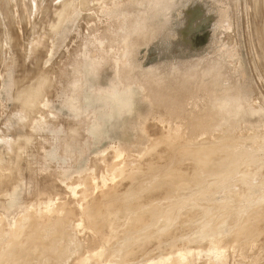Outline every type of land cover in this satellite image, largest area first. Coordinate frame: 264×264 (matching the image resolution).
Segmentation results:
<instances>
[{"label":"rangeland","instance_id":"374dc122","mask_svg":"<svg viewBox=\"0 0 264 264\" xmlns=\"http://www.w3.org/2000/svg\"><path fill=\"white\" fill-rule=\"evenodd\" d=\"M130 47L132 48L130 49ZM97 65L101 66L99 79L100 83H104L111 78H121L120 76H122L123 79H128L127 81L133 84L135 83L134 85L137 89L136 103L134 109L127 115H124L122 117L107 115L103 117V120L101 122L99 110L97 108L84 110L83 104L81 103L82 97L80 92L78 91V89L80 88L81 73L84 69ZM140 73H142L143 75ZM151 74L156 78H154ZM183 74L188 75H186L187 77L184 76L183 78ZM176 75L177 77H179L177 78ZM150 76L153 77V79H151ZM132 77L135 79H133ZM143 78H147V80L145 81V79ZM173 78H176L178 85L179 82L177 79H182L180 80L182 88L184 87L183 85L185 81H187L185 83L186 87L187 85L191 86L193 88V91L194 89L195 91H197V95L195 92L194 97L191 94L193 99H191L189 96L188 100L191 99L192 101L191 103V101L189 100V103L193 104V100L197 99L198 96L199 99L197 100L200 105L196 103L197 100H195V103L197 104L196 106L200 107L201 105H204L206 101L205 105L207 107H205L204 109L203 106L200 107L204 113L201 111L198 112L199 114L201 113L199 115L200 117L201 115L206 116V109L208 111L209 109L210 111L212 110L211 112H213V118L210 123L211 128L209 132H197L196 130H192L191 128L187 129L188 123H183L184 125L181 124L177 132H172V134L171 132L169 133L166 128H161L163 124H160V122L156 121L154 117L156 116L158 118L157 115L160 114L159 112L162 111V108L155 104L152 105V102H154V98L151 101L152 97L151 95H149L150 92H147L149 91L147 87L151 82L152 84L154 82L155 84H157V79H161V83L163 81L164 84H176V81H174L175 79ZM129 79L133 80L131 81ZM169 80L172 82H170ZM196 82L198 84L200 83V86L203 83L208 84V87L204 84L202 85L203 88L204 86L206 87L204 88L206 92L203 88H198V84H196ZM142 83L147 84V87H145L147 91H145V89H142L144 88V85H142ZM192 85L196 86L199 90L201 89L200 92L196 89V87ZM209 85L212 88L209 87ZM207 88H211L215 95L212 90H209L210 93H213L210 94ZM27 90L29 91L27 92ZM171 91L173 93V90ZM201 91L205 92L206 94H202L203 92ZM221 92L224 94L221 95ZM207 95L208 97L213 98L207 101ZM195 96L197 97L195 98ZM202 97H204L206 100ZM213 99L215 100V102ZM188 100L185 101L188 102ZM176 101L177 100H175V102ZM172 102L174 103V100ZM214 103L216 104L215 106ZM168 105L169 104H167L166 106ZM189 105L190 104H188L187 106ZM211 106H214V108ZM190 107L192 109L194 108L193 105H190L189 109L187 110H190ZM165 109L166 107L163 110ZM147 124L150 125L148 126ZM158 126L161 129L155 130V128H159ZM152 127L154 128V130L152 129ZM150 129H152V132ZM157 130L158 132H156ZM153 131H155L156 133H154ZM160 133L164 136V138H161L162 136H160ZM168 135H170L171 137L165 138ZM172 137L174 138L172 139ZM159 138L161 139V141L166 139L167 141H163L165 144L162 142L165 146H163L160 142L162 147L159 146V148H156L158 145L155 147L156 150L158 149L157 153H155L156 151L150 150L154 148L153 145L148 147L149 150L146 149L148 143H151V141L153 143L154 141H156V139L160 140ZM263 138L264 0H0V198L3 199H0V216H2L0 217V220L3 219L4 221H0V225L2 227V224L5 223L7 224L6 226H10V228H12L13 224L22 221L21 223L23 226L19 227L22 228L24 227L23 221L25 220L24 216L26 215L24 213L29 214L31 211L35 214L33 216L39 217L42 211V216L46 215L42 220L40 217L38 219L32 217L33 219H30V221L32 222H29L30 225L28 226V223L25 222L27 223V226L25 224L26 228H24H28V230H31L32 227L34 235L32 234L29 240H37V244L42 247H40L39 249L37 247V249H35L32 245H30V247L33 248L28 249L29 252L27 251V249L23 248L25 249L24 251L27 252H25V256L23 249L21 251L18 246L15 250L16 252H12V250L10 249L12 253L10 251L9 253L13 255V259L15 258L13 260V264H24V262L26 263L28 261V264H31L32 262H36V264H39L40 262L41 264H69L68 261L75 255L79 254V252L81 253L84 251H88L89 248L90 250L95 248L94 251H97V243H94V241H96V235H98L99 233L106 234L107 232V229L102 230L104 228L101 227V231L100 228L97 227L95 228L96 233H91V230L95 226L93 216L97 217L100 212H103L104 214L106 213L107 217L109 216V218H117L119 226L121 225V223V226H128V229L123 227V231L129 232L130 236H134L141 228L148 227V218L153 210H155L153 211L155 213L159 211L156 213L159 216L162 212H164L163 210L161 212V209H164L165 207L167 208L174 202V200L171 202V198L170 200L169 198H166V200L164 198V195H161V193L166 194L167 197V193L171 192V189L169 187H166V185L164 184L174 182V179L176 181L178 177H183V180H179L178 178L176 183L182 182L181 184L185 188H181V184L180 188L185 190L186 183L184 182H194L195 180L200 179L199 175L201 176V173L207 170L206 167H208V169H210L211 167H213L211 169L215 168L214 166L210 165V160H212L215 153L216 154L214 156L220 154L219 157L216 156L219 158H216V160H219L218 162L220 163H226V161L229 162V159L231 160V163H228L229 170H226V172L223 174L220 173L221 175L219 173H216L217 170H215V174H218V177L220 178L216 179V181L209 182L210 184L207 183L208 180L205 181L204 185L200 180L194 182V184L193 182H191L193 184L192 185L190 183L192 190L194 188L197 189V187L200 188L198 189V192L194 189L196 193L194 190V193L193 191L191 192V188H189V185H187L188 188L187 191L185 190V192L187 194L191 192L189 194L191 195L193 193L194 195H189L190 198L193 196L191 199H189L190 201H188L189 196H187V194L182 190H179V192L173 191L174 194L172 196L177 194V196H180L181 198L185 195L187 199L184 197L183 200L185 199L184 201L187 200L189 202H185V207L183 206V210H180V213L177 215L178 217L176 216L177 218H174L172 220L175 224L171 220L170 222L166 223L162 220L167 225V227L161 221L157 225H155L156 227L154 226L155 231H153V226H151L150 229L147 228L146 231L148 233H155L158 229L160 230L158 231L159 234L152 233L154 235L151 234L152 236L150 237L149 234L144 233L146 232L144 230V232H142L143 235L141 234V238H144L143 236H145L146 234L147 236H149V239H147V236H145L146 239H142V241H144L139 245L143 244V246L139 247L137 245V241L139 240L134 242L135 246L137 245V247L130 246L131 250L132 248H135L132 250L133 258L137 253H139L140 255L137 254V256H135L136 260L135 258H131V260L133 259L132 261L129 260L131 256L128 259V251L130 250V248L128 247V255L125 253L127 255V258L125 256H122L120 260L125 259V263L127 262L126 264H147L148 262H153V264H155L161 263L160 261H164L167 257H175V255L184 254L185 260L182 264H209V261L210 264H213V262L214 264H218L216 262L219 258L218 255L208 256V254L206 253L208 250L218 247V252L221 253L223 259H226V263L223 262V264H235L234 262L237 260H239L241 264H264V214H262L264 213V204H262L264 203V199L263 202L258 199L259 197L261 198V196L264 198L262 194L264 193L262 192L264 191ZM233 139L235 140L236 144L241 143L237 145V149H242V151L240 150V153L238 152V154H234L235 156L233 155L234 157L232 156L231 158H229L231 154H224V151L221 150L218 146L217 148L219 149H216V147H214L213 149V145H205L207 143L206 141L210 140V143L214 142L217 145L223 143V146L225 145V142L226 144H228V142L230 141L231 143H233ZM203 140L206 141L204 142ZM196 141L197 145H195ZM217 141L219 143H217ZM16 142L19 146H15ZM188 142H191L192 146H188L191 145ZM200 142H202L203 145ZM167 144L168 146H166ZM179 144L181 145V147ZM215 144L214 146H216ZM198 145L201 146L199 147ZM195 146L199 147L197 148V151ZM205 146H210L209 148H212L210 151L216 152L214 154L211 152L206 153L208 150H206V147L204 150L205 153H202V149H204L202 147ZM226 147L224 146V148ZM160 148L163 153L162 151L158 152ZM166 148L167 150L165 152L164 150ZM173 148H175L176 150ZM198 149H200L201 152ZM150 151H152L153 153ZM172 151H174L175 153ZM148 152H150V156L148 155ZM116 153L119 154V156H117ZM223 154L226 155V157H228L229 155L230 156L226 160V158L223 157ZM109 155H112L110 160ZM106 156L108 159L105 160L104 158H106ZM115 156H117L118 158H115ZM173 157L176 158L174 159ZM181 158L182 160H180ZM214 158L212 161V163L214 162L213 165H215L216 163ZM220 158L222 161H220ZM102 159L104 160L102 161ZM112 159H116L117 161L118 159L121 160L119 165L121 168L130 167L131 165H126L127 162H130V164H132V167L136 168V173H129V176L127 175L128 173L124 172L122 175L110 176L112 175L109 172L110 169L108 170V167L104 166L102 163L104 161H108L106 162L108 164ZM151 159H153V162H151ZM143 160H145V162L142 163ZM168 160H170V162H168ZM223 160L225 162H223ZM96 161H100L101 163H97ZM106 163L104 164L106 165ZM101 164L102 166H99ZM134 164H136V166L140 165L138 166L139 169ZM166 164L168 165L164 166ZM204 164L205 167L203 166ZM116 165L118 164L116 163ZM201 166L202 168H200ZM96 169H98V172L96 171ZM156 169H158V171L160 172H158ZM165 169H169L170 172L166 173L164 171ZM200 169L202 170L199 171ZM189 170L193 171L190 172ZM143 171L147 173L145 174ZM197 171L199 172L196 174ZM230 173L232 176H230ZM173 174L175 176L179 174L180 176L178 175L176 178ZM188 174L190 175V177ZM101 175L105 178L103 179ZM196 175L199 177L198 179L195 178ZM154 176H157V180L154 178ZM242 176H244L245 178ZM113 177L115 178L113 179ZM147 178L150 182L148 180L146 181ZM191 178L195 179L189 180ZM31 179L32 181H34L35 179L37 182L34 181V183L39 186L37 187L31 181ZM90 179H93L92 181H94L95 188H90V186L93 187V184L91 185V182L89 183ZM84 181L85 183H88L85 184ZM96 181H98L100 185H98ZM122 181H125L124 184L122 183ZM157 181L159 183H157ZM199 181L204 187L201 184L200 186L197 184L198 186L193 187L195 183H199ZM256 181L259 182V184L255 183ZM43 182L47 184V188L49 190L48 192L49 194H51L50 196L46 195L45 191H39V187L41 185H44ZM148 183L150 184L147 185ZM162 184L165 187L161 188V186H163ZM51 186H53V188ZM116 186H121V190ZM138 187L142 188L139 189ZM86 188L91 189L89 193V195L91 194V199L97 198L96 200H92L93 202L89 204L90 206L88 205V203L80 204L78 202L80 192ZM117 188L119 189V191ZM167 188H169L170 190H167ZM137 189H139L138 192H136ZM114 190L118 193L115 192L114 194ZM97 191L99 192L97 193ZM180 191L183 193H180ZM131 192H135V195L138 193L140 195L138 194V197H135ZM34 193H37V196L34 195L36 199L34 197H31ZM117 194L119 196L123 194V196L119 197ZM130 194L132 197L130 196ZM258 194H260L261 196ZM40 195L43 196L40 198ZM29 196L32 200H30ZM113 196L115 197V200H113ZM256 196L257 200H260L259 203H261V206L259 205L258 201L256 203H258V206L260 208L262 207V209L259 210V207L255 203V209L253 208V203H251L253 205L252 209H255V212L252 210V214H254V216L256 214L260 215V217H257L259 215L255 216L257 218L256 221L254 220L255 217H252L253 220H250V223H248V219H251L249 217H246V219L248 218L247 220L245 218H236L234 214L237 212V210H233L235 213L232 211L234 214H229L232 207L235 206L234 208L236 209L237 205L240 206L241 204L242 206V203L245 202V204L248 205L247 201H254V199L256 200ZM43 197H46L45 200ZM58 197L62 198V200L59 199L57 201L56 198ZM116 197L119 198V201L123 198V201L119 203ZM178 197L176 199H178ZM194 197H196V199L198 197V199L195 200V203ZM135 198H139L140 201H138V199L135 200ZM130 199H134L132 200L133 203ZM162 199H164V201ZM124 200L127 202V204ZM157 200L158 202L159 200L162 201L159 202V204ZM149 201H151L152 203H150ZM154 201L156 203H154ZM191 201L193 203H190ZM62 202H64V205L60 207V209H57V216L60 215L59 217H57L54 212H56V207H58ZM117 202L118 204L116 205ZM32 203L33 205H31ZM55 203L57 204L55 205ZM129 203L130 205L133 204L137 206L136 209L135 206H130ZM138 203L141 207H139ZM166 203L167 205H169L167 206ZM109 204L110 207L108 206ZM151 204H159L160 206L158 205L157 207L156 205L155 207L153 205L155 207L154 208L151 207ZM68 205L70 207H68ZM96 205L98 207H96ZM161 205H163L162 208ZM213 205L214 208H212ZM106 206L112 208V211ZM122 206H125L126 208H122ZM144 206L147 208L150 206L153 210L150 207L147 209ZM159 207L161 209H159ZM206 207L209 209L211 208L213 213L216 211L220 214L223 211V214L226 213V217L229 214L226 219L225 216L223 217V219H225V221H223L226 224L222 223L225 227H223L222 233L217 237H211V235L209 237L208 233H204V228H206V226L209 227L208 225H211L212 223L211 221L210 223H208V220H211L210 218H212L211 215L207 216L209 218L207 220V217L203 216L202 214L204 208ZM228 207H230L229 213L228 211H226L228 210ZM91 208L93 210H91ZM121 209H123V211H121ZM125 209H127L128 211L130 209L133 210V212L131 211L132 216L130 212L129 214H127L128 212L125 214ZM149 209L150 212H148ZM117 210L119 211V214H121V217H116L120 216ZM107 211H109L111 214L109 215V212ZM116 211L117 213H115ZM79 212L81 213V215L83 213L85 214L79 217ZM187 212L189 213L186 214ZM31 214H29L28 216H31ZM123 214L125 216L122 220H124L123 222H125V224L121 220ZM53 215H55L56 219H58V223L55 219V216ZM188 215L191 216H189L188 218ZM206 215L208 214L206 213ZM212 215L215 216L214 214ZM232 215H234L235 217H233ZM236 215L238 216V214ZM65 216L67 218H65ZM88 216H92L91 219L90 217L88 218ZM137 216L142 219L138 218ZM218 216L219 215L217 214V217ZM52 217H54L55 220H51ZM81 217L85 218L81 220ZM135 217L137 218V220H135ZM204 217L207 221H205ZM22 218L24 220H19ZM125 218L128 220L130 219V223ZM145 218L147 220H145ZM202 218L203 220H201ZM220 218L221 217H219V219ZM131 219H134V223H137L133 224L132 220L133 227H129V225L131 224ZM138 219L140 223L138 222ZM180 219L183 221H181ZM232 219L233 221H231ZM239 219L241 222L243 221V227L241 226V223H239ZM61 220L64 221L60 222ZM69 220L71 222H69ZM119 220L121 221V223ZM143 220L146 223L141 222ZM54 221L57 225L54 223ZM199 221H201L200 223H202L201 226L199 225ZM228 221H230L229 223L231 224V227ZM237 221L240 224V227H238L239 225L237 224ZM246 221L247 223H244ZM253 221L255 222L253 223ZM257 221L259 222V225L257 224ZM49 222L53 224V228L51 226L52 224H49L50 226L48 225ZM68 222L70 225L68 224ZM38 223L39 225L41 224L40 228L42 229L38 228ZM142 224L143 226L141 227ZM244 224H251V226H244ZM45 225L47 226L45 227ZM235 225H237V227ZM6 226H3L1 230H3L4 232L7 231L9 227ZM90 226L93 227L91 228ZM157 226H159L161 229ZM177 226L181 229H179ZM254 226L255 228L253 230L252 227ZM62 227H65L63 228L65 229L64 231ZM201 227L203 228V234L198 231H201ZM247 227L249 229L252 228L250 229V234L248 233L249 230H246L248 229ZM51 228L53 229V231ZM227 228L229 230H232L233 228V232L230 230L231 233H225V231H228ZM234 228L238 229V231H235L239 233L240 228L241 231L244 229V233L248 234L241 236L244 239L248 238V242L246 240L244 241V239L240 235H238V239H241L238 240V236H236ZM132 229L133 231H131ZM69 230L71 231L69 232ZM41 231H43L42 233H44L43 236L41 235L42 233L40 234L43 238L39 235V232ZM66 231L68 233H66ZM97 231L99 233H97ZM173 231L176 235L173 234ZM259 231L260 236L258 237ZM62 232L65 233L63 234ZM129 233H125V237H128L129 235L126 234ZM191 233L194 236H191ZM234 233L235 235H233ZM2 234L3 232H0V238L3 237ZM61 234L62 237L60 236ZM196 234L200 235L197 236ZM256 234L257 238L255 237ZM21 235L22 233L19 234V236ZM155 235L160 240H155ZM224 235L226 237H224ZM231 235L233 236L231 237ZM44 236L47 238L45 239ZM64 236L66 238H64ZM169 236L172 237L170 238ZM195 237L198 238L196 239ZM21 238L24 237L21 236ZM51 238L55 241L56 239L57 241L61 239L59 240L61 242H53ZM177 238L179 239V241L181 240V243H179ZM199 238H204V240L202 241ZM233 238L236 240H234ZM250 238H253L254 240H251ZM171 239H174V242L176 240V242L173 243ZM145 240L149 242L155 241V243L157 241V245L159 247H156L155 243H149ZM162 240L163 246L160 245V243H162ZM48 241L51 243H49ZM74 241L75 243H73ZM109 241H112L111 238ZM159 241L160 243L158 244ZM187 241L189 244H186ZM204 241L206 242L205 246ZM42 242L43 244H41ZM62 242L64 243V245ZM169 242L171 243L169 244ZM1 243L4 244L3 238L0 239V244ZM54 243H56V245H54ZM69 243H72L70 244L72 246H69ZM111 244L109 245L108 243L109 249L107 248L110 253L112 252V247H114L113 243ZM50 245H52V248L50 247ZM73 245H76L75 248ZM173 245H175L176 247H173ZM64 246L65 252H67V254H65H69L70 256L68 255V257H70V259H68V257L66 258V255L64 254ZM6 247V245H2V249H4L5 251L7 250ZM66 247H70L69 250L66 249ZM141 247L145 249L143 250V252L145 251L144 253L140 250L142 249ZM168 248L170 251H167ZM159 249H161V251H158ZM19 250L23 253V257H25L27 261H25V258H22L21 252ZM46 250L48 251V253ZM4 252H2V250L0 251V253ZM59 252L63 253L60 254ZM140 252L144 255H142ZM57 253L58 255L60 254L59 257H57ZM92 253L93 252H88L86 255L90 256L92 255ZM255 253H257V255H255ZM42 254L47 257L45 258L44 256H42ZM50 254L51 256L53 255L52 259L50 256H48ZM62 254L65 255L66 259L60 258L62 256L64 257V255ZM243 255L245 257H241ZM54 256H56L57 259L60 258L58 259L61 260L60 263H58L59 261H57ZM194 256L195 260L192 259L194 258ZM209 257L210 259L207 261ZM23 259L24 262L21 263ZM44 259L48 262H44ZM201 259L202 261H200ZM15 260L16 262H14ZM54 260H56L57 263Z\"/></svg>","mask_w":264,"mask_h":264},{"label":"bare ground","instance_id":"6f19581e","mask_svg":"<svg viewBox=\"0 0 264 264\" xmlns=\"http://www.w3.org/2000/svg\"><path fill=\"white\" fill-rule=\"evenodd\" d=\"M131 48H132V47H130V49H131ZM128 50H129V48H128ZM41 54H42V53H41ZM39 58H40V57H39ZM36 59H37V58H36ZM40 59H41V58H40ZM34 60H35V59H34ZM33 68H34V67H33ZM126 68H127V67H126ZM120 74H121V73H120ZM134 74H136V73H134ZM140 74H142V73H140ZM147 74H149V73H147ZM142 75H143V74H142ZM151 75H152V74H151ZM186 75H188V74H186ZM186 75L183 74V78H184V76H186ZM134 76H136V75H134ZM144 76H145V75H144ZM144 76H143V77H144ZM152 76H153V75H152ZM173 76H174V75H173ZM120 77L122 78V76H120ZM141 77H142V76H141ZM150 77H151V76H150ZM153 77H154V76H153ZM153 77H151V79H153ZM176 77H177V75H176ZM178 77H179V76H178ZM178 77H177V78H178ZM186 77H187V76H186ZM128 78H129V77H128ZM132 78H133V77H132ZM136 78H137V77H136ZM147 78H148V76H147ZM147 78H146V79L143 78V79H145V81H146ZM154 78H156V77H154ZM170 78H171V77H170ZM181 78H182V77H181ZM124 79H125V78H124ZM133 79H135V78H133ZM133 79H132V80H133ZM149 79H150V78H149ZM149 79H148V80H149ZM173 79H175L174 81H176V78H173ZM80 80H81V79H80ZM125 80H126V79H125ZM127 80H128V79H127ZM129 80H131V79H129ZM132 80H131V81H132ZM155 80H156V79H155ZM157 80H159V79H157ZM157 80H156L157 84H155V82L152 84V82H151V83H149V84H150V85H149V84L146 82V83L149 85L148 87H147V84H146V83H142V85H144V88H142V89H145V87H147L149 91H147V89H145V91L150 92L149 95H151V97H152V98L150 97V98H151V101H152V99L154 98V102H152L153 104H152V103H151V104H152V105L155 104V105L160 106V107L162 108V111L159 112V113H160V114H159L160 116L157 115L158 118H157L156 116L154 117V118L156 119L157 122H160V124H163L161 128H166V130H167L169 133H170V132L172 133V132H177V130H178V128L181 126V124H183V123H184V124L188 123V125H187V126H188L187 129H188V128H191L192 130H196L197 132H209V130H210V128H211V126H210L211 124H210V123H211L212 118H213V116H212L213 112H211L212 110L210 111V109L208 108L209 111L206 109V116L201 115L202 118L199 116L201 113L199 114L198 112H200V111L203 112V111L201 110L200 107L203 106V109H204V108L207 107V106L205 105L206 101H205V103H204L205 106H204V105H201L200 107H199V106H196V105H197L196 103H198V100H197V99H199V96H198L197 99H195V98L197 97V96H195L194 99L197 100V101H196V103H195V100H193L194 103L191 104V103H192L191 99H193V98H192V95H193V97H194L195 92H196V95H197V91H195V89H194V91H193V88H192L191 86H188V85H187V87H186L185 83H186L187 81H185V83H184V85H183L184 87L182 88V87H181L182 84H180V80H182V79H180V78L177 79L178 82H179V85L177 84V81H176V84H175V83H174V84H173V83H170V82H172V81H170V80H169V81H170V82H169L170 84H166V83L164 84L163 81H162V83H163V84H162L161 81H160L161 79L159 80L160 82L157 81ZM153 81H154V80H153ZM148 82H149V81H148ZM164 82H165V80H164ZM182 82H183V81H182ZM197 82H198V81H197ZM197 82H196V84H198ZM199 82H200V81H199ZM33 83H34V82H33ZM138 83H139V82H138ZM160 83H161V84H160ZM194 83H195V82H194ZM194 83H193V84H194ZM210 83H211V82H210ZM210 83H209V84H210ZM134 84H135V83H134ZM140 84H141V83H140ZM151 84H152V85H151ZM196 84H195V85H196ZM199 84H200V83H199ZM199 84L197 85V87L202 89V88H203L202 85H203L204 83H203V84L201 83V84H202L201 86H200ZM137 85H138V84H137ZM145 85H146V86H145ZM168 85H169V86H168ZM204 85L207 86L208 84H204ZM210 85H211V84H210ZM210 85H209V87H211ZM192 86H194V85H192ZM212 86H213V84H212ZM194 87H196V86H194ZM197 87H196V89H197ZM207 87H208V86H207ZM204 88H206V87L204 86ZM204 88H203V89H204ZM211 88H212V87H211ZM211 88H207V90H208L209 93H210V91L212 90ZM24 89H25V88H24ZM182 89H183V90H182ZM201 89H200V90H201ZM29 90H30V89H29ZM29 90H27V92H28ZM39 90H40V89H39ZM171 90H173V93H172ZM197 90H199V89H197ZM200 90H199V92H200ZM204 90H205V89H204ZM209 90H210V91H209ZM22 91H23V90H22ZM166 91H168V92H166ZM169 91H170V92H169ZM191 91H193V92H191ZM201 92H203V91H201ZM205 92H206V90H205ZM205 92H203L202 94H206ZM212 92H213V90H212ZM41 93H42V92H41ZM166 93H167V95H166ZM193 93H194V94H193ZM213 93H214V92H213ZM213 93H210V94H213ZM78 94H79V93H78ZM147 94H148V93H147ZM191 94H192V95H191ZM200 94H201V93H200ZM210 94H209V96H210ZM222 94H224V93L221 92V95H222ZM149 95H148V96H149ZM214 95H215V93H214ZM40 96H41V95H40ZM40 96H39V97H40ZM189 96H190V98H191V99H189V100L191 101V103H189L190 101L188 100ZM200 96H202V95H200ZM216 96H217V94H216ZM204 97H205V96H204ZM204 97H202V98H204ZM214 97H215V96H214ZM21 98H22V97H21ZM150 98H149V100H150ZM186 98H187V99H186ZM206 98H208V99H207V101H208V100L212 99L213 97H208V95H207ZM215 98H216V97H215ZM180 99L183 100V101H181ZM200 99H201V97H200ZM204 99H205V98H204ZM173 100H174V103H177V104H174V103L172 102ZM175 100H177V101L179 100V101H178V102H177V101L175 102ZM185 100H188V102H186ZM205 100H206V99H205ZM213 100H214V99H213ZM18 102H19V101H18ZM24 102H25V101H24ZM179 102H181V103H179ZM199 102H201V101H199ZM203 102H204V100H203ZM214 102H215V100H214ZM27 103H28V102H27ZM76 103H78V102H76ZM178 103H179V104H178ZM167 104H169V105L166 106ZM188 104H190L191 106L193 105L194 108L192 109V108L190 107L192 110H191V109H190V110H187V109H189V106H190V105L187 106ZM198 104H199V103H198ZM207 104H208V103H207ZM211 104H213V103H211ZM199 105H200V104H199ZM215 105H216V104L214 103V106H215ZM27 106H28V105H27ZM34 106H35V105H34ZM75 106H76V105H75ZM150 106H151V105H150ZM186 106H187V107H186ZM214 106H211V107L214 108ZM165 107H166V109L163 110ZM208 107H209V105H208ZM161 108H160V109H161ZM199 108H200V109H199ZM80 109H81V108H80ZM82 110H83V109H82ZM23 111H24V110H23ZM204 111H205V110H204ZM203 113H204V112H203ZM207 113H209V114H207ZM185 119H186V121H185ZM105 121H106V120H105ZM146 121H147V120H146ZM54 122H55V121H54ZM155 124H156V123H155ZM155 124H154V125H155ZM184 124H183V125H184ZM147 125H148V124H147ZM149 125H150V124H149ZM149 125H148V126H149ZM157 125H158V124H157ZM157 125H156V126H157ZM145 126H146V125H145ZM148 126H147V127H148ZM156 126H153V127H156ZM65 127H66V125H65ZM77 127H78V126H77ZM153 127H152V129L154 130ZM158 127H159V126H158ZM183 127H184V126H183ZM144 128H145V127H144ZM161 128H160V127H159V128H155V130H156V129L159 130V129H161ZM75 129H76V128H75ZM141 129H142V128H141ZM146 129H147V128H146ZM152 129H150L151 132H152ZM158 130H157L156 132H158ZM76 131H77V130H76ZM141 131H142V130H141ZM153 132L156 133L155 131H153ZM149 133H150V132H149ZM74 134H76V133H74ZM157 134H158V133H157ZM172 134H173V133H172ZM194 134H195V133H194ZM78 135H79V134H78ZM145 135H146V134H145ZM187 135H188V134H187ZM189 135H190V134H189ZM236 135H237V133H236ZM149 136H150V135H149ZM149 136H148V137H149ZM160 136H162L161 138H164V136L161 135V133H160ZM220 136H221V135H220ZM222 136H224V135H222ZM169 137H171V136L168 135V136H166L165 138H169ZM25 138H26V137H25ZM65 138H66V137H65ZM173 138H174V137H172V139H173ZM140 139H141V138H140ZM153 139H154V138H153ZM159 139H160V138H159ZM206 139H207V138H206ZM223 139H224V138H223ZM225 139H226V137H225ZM263 139H264V138H263ZM233 140H234V139H233ZM136 141H137V140H136ZM163 141H167V139H166V140H162V141H161V139H160V140H157V139H156V141H154L153 143H152V141H151V143H148L149 146L147 145L146 149L149 150L148 147H150V146L153 145L154 148H153V149H150V150H152V151H156L155 153H157V150H158V149L156 150L155 147H156L157 145H158V146H157L156 148H159V146L162 147V145H163V143H164ZM203 141H204V140H203ZM205 141H206V140H205ZM205 141H204V142H205ZM209 141H210V140L206 141L207 143H206L205 145H208V144H209V145H213V149H214V147H216V149H219V148H220L221 150L224 151V152H223L224 154H225V153H227V155H228V154H231V156L229 155L230 157L228 156L229 158H231V157H232L234 154H236V153L238 154V152L240 153V150L242 151V149H240V150H239V148L237 149V147H238L237 145H239V144H241V143H238V142H237L238 144H236L235 140H234L235 143H234L233 141H232L233 143H231V141L229 140L230 142H228V144H226V142H225V145H223V146H222L223 143L220 144V145H219V144L217 145V144H215L214 142H213V143H210L211 141H210V142H209ZM221 141H222V140H221ZM221 141H220V143H221ZM224 141H225V140H224ZM227 141H228V140H227ZM249 141H250V140H249ZM263 141H264V140H263ZM160 142H161L162 145L160 144ZM162 142H163V143H162ZM193 142H194V141H193ZM208 142H209V143H208ZM158 143H159V144H158ZM167 143H172V142H167ZM188 143L191 144V142H188ZM200 143H202V142H200ZM217 143H219V142L217 141ZM15 144H16L15 146H19V145L17 144V142H16ZM164 144H165V143H164ZM193 144H194V143H193ZM214 144H215L216 146H214ZM235 144H236V146H235ZM41 145H42V144H41ZM170 145H172V144H170ZM175 145H176V144H175ZM179 145H180V144H179ZM182 145H183V144H182ZM195 145H197V141H196V144H195ZM202 145H203V143H202ZM11 146H12V145H11ZM131 146H132V144H131ZM163 146H165V145H163ZM166 146H168V144H167ZM176 146H177V145H176ZM188 146H192V144H191V145H188ZM198 146H199V145H198ZM200 146H201V145H200ZM200 146H199V147H200ZM217 146H218L219 148H217ZM220 146H221V147H220ZM224 146H225V147L227 146V147L224 148ZM251 146H252V145H251ZM20 147H21V146H20ZM136 147H137V145H136ZM138 147H139V146H138ZM170 147H171V146H170ZM170 147H169V148H170ZM180 147H181V145H180ZM195 147H196V146H195ZM195 147H194V149H195ZM199 147H196V151H197V148H199ZM206 147H207V146L202 147V148H204V149L200 148V149H202V153H203V152L205 153L204 150H205ZM209 147H210V146H208V147L206 148V150L208 149L206 153H210V152H211L210 150H211L212 148H209ZM211 147H212V146H211ZM222 147H223V149H222ZM12 148H13V147H12ZM162 149H163V148H162ZM170 149H171V148H170ZM173 149H175V148H173ZM184 149H185V148H184ZM190 149H191V148H190ZM200 149H198V150L200 151ZM166 150H167V148H166L164 151L166 152ZM171 150H172V149H171ZM175 150H176V149H175ZM248 150H249V149H248ZM257 150H258V149H257ZM16 151H17V150H16ZM129 151H130V150H129ZM152 151H150V152H152ZM161 151H162V150H161V148H160L158 152H161ZM186 151H187V150H186ZM189 151H190V150H189ZM111 152H112V151H111ZM150 152H148V155H149ZM168 152H169V151H168ZM172 152H174V151H172ZM181 152H182V151H181ZM200 152H201V151H200ZM215 152H216V151H215ZM215 152L212 151L211 153L214 154ZM257 152H258V151H257ZM152 153H153V152H152ZM162 153H163V151H162ZM174 153H175V152H174ZM187 153H188V152H187ZM198 153H199V152H198ZM202 153H201V154H202ZM232 153H233V154H232ZM125 154H126V153H125ZM127 154H128V153H127ZM179 154H180V152H179ZM215 154H216V153H215ZM215 154H214V155H215ZM217 154H218V153H217ZM221 154H222V152H221ZM224 154H223V155H224ZM247 154H248V153H247ZM105 155H106V154H105ZM107 155H108V153H107ZM116 155L119 156V154H117V153H116ZM146 155H147V154H146ZM172 155H173V153H172ZM194 155H195V154H194ZM214 155H213V158L215 157L214 159H215V162H216L217 164L215 163V165H213V163H214V162L212 163L213 158H212V160H210V161H211V162H210L211 164H210V163H208V164H210L211 166H214V167L217 168V169H215V168H214V169H211V168H213V167H211V166H210V167H211L210 169H208V167H206L207 170L205 169V170H206V171H204L205 173H204V172L201 173L203 176H202V175H201V176L199 175L200 179H198L199 177H198L197 175L195 176V178L198 179V180H200L201 183H203V185H204V183H205L206 180H208L207 183L210 184L209 182L216 181V179L220 178V177H218V176H219L218 174H215V170H217L218 172L216 171V173H219V174H220V173L223 174V173L226 172V170H229V169H228V168H229L228 165L231 163V162H230L231 160L229 159V162H230V163L227 162V161H226V163H222V162L220 163V162H218L219 160H218V161L216 160V158H218L220 154H219V155H216V156H218V157H216V156H214ZM250 155H251V154H250ZM101 156H103V155H101ZM117 156H115V158H118ZM149 156H150V155H149ZM158 156H159V155H158ZM189 156H190V155H189ZM205 156H206V155H205ZM234 156H235V155H234ZM234 156H233V157H234ZM109 157H110V158H109V160H110L111 157H112V155H109ZM151 157H152V156H151ZM165 157H166V156H165ZM168 157H169V156H168ZM179 157H180V156H179ZM183 157H184V156H183ZM187 157H188V155H187ZM191 157H192V155H191ZM207 157H208V156H207ZM207 157H206V159H207ZM221 157H222V155H221ZM223 157H225L226 160H227V158H228V157H226V155H224ZM121 158H122V157H121ZM155 158H156V157H155ZM159 158H160V157H159ZM166 158H167V157H166ZM166 158H165V159H166ZM173 158H174V157H173ZM175 158H176V157H175ZM175 158H174V159H175ZM194 158H195V157H194ZM225 158H223V159H225ZM90 159H91V158H90ZM104 159H105V160L108 159L107 156H106V158H104ZM104 159H102V161H103ZM145 159H146V158H145ZM170 159H172V158H170ZM210 159H211V158H210ZM218 159H219V158H218ZM17 160H18V159H17ZM91 160H92V159H91ZM100 160H101V158H100ZM123 160H124V159H123ZM148 160H149V159H148ZM151 160H152L151 162H153V159H151ZM155 160H156V159H155ZM155 160H154V161H155ZM180 160H182V158H181ZM195 160H197V159H195ZM198 160H199V159H198ZM200 160H201V159H200ZM116 161H117L116 159H112L111 162L109 161L110 164H109V163H108V164L106 163V162H108V161H106V162L104 161V162L102 163L104 166L108 167V168H107L108 170L110 169L109 172H110V174H112V175L109 174L110 176H114V175H122L124 172L128 173L127 175H129V173H130V174H134V173H136V171H137L136 168H133V167H132V164H130V162H127V164H126L127 166H130V165H131L130 167L121 168V167L119 166L121 160L118 159V161H117V162H116ZM188 161H189V159H188ZM206 161H207V160H206ZM220 161H222L221 158H220ZM96 162H97V161H96ZM98 162H100V161H98ZM98 162H97V163H98ZM143 162H145V160H143L142 163H143ZM160 162H161V161H160ZM162 162H163V161H162ZM168 162H170V160H168ZM178 162H179V161H178ZM193 162H194V161H193ZM197 162H198V161H197ZM207 162H208V161H207ZM223 162H225V161L223 160ZM88 163H89V162H88ZM100 163H101V162H100ZM100 163H99V164H100ZM104 163H106V165H105ZM116 163H117L118 165H116ZM148 163H150V162H148ZM174 163H175V162H174ZM185 163H186V162H185ZM185 163H183V164H185ZM200 163H201V162H200ZM200 163H199V164H200ZM203 163H204V162H203ZM205 163H206V162H205ZM228 163H229V164H228ZM92 164H93V163H92ZM102 164L99 165V166H102ZM179 164H180V163H179ZM201 164H202V163H201ZM206 164H207V163H206ZM16 165H17V164H16ZM94 165H95V164H94ZM134 165L136 166V164H134ZM150 165H151V164H150ZM167 165H168V164H166V165H164V166H167ZM191 165H192V164H191ZM196 165H197V164H196ZM27 166H28V165H27ZM135 166H134V167H135ZM138 166H140V165H137L136 167L138 168ZM169 166H170V165H169ZM172 166H173V165H172ZM203 166L205 167V164H204ZM233 166H234V165H233ZM241 166H242V165H241ZM243 166H244V165H243ZM90 167H91V166H90ZM160 167H161V166H160ZM204 167H203V168H204ZM257 167H258V166H257ZM27 168H28V167H27ZM97 168H99V167H97ZM101 168H102V167H101ZM101 168H100V169H101ZM132 168H133V169H132ZM141 168H143V167H141ZM168 168H169V167H168ZM170 168H171V167H170ZM177 168H178V167H177ZM179 168H180V167H179ZM200 168H202V166H201ZM234 168H235V167H234ZM243 168H244V167H243ZM115 169H116V170H115ZM138 169H139V168H138ZM151 169H152V168H151ZM154 169H155V168H154ZM158 169H159V168H158ZM158 169H156V170L158 171ZM161 169H162V168H161ZM182 169H183V168H182ZM186 169H187V168H186ZM186 169H185V170H186ZM188 169H189V168H188ZM197 169H198V168H197ZM97 170H98V169H96V171H97ZM104 170H105V169H104ZM114 170H115V171H114ZM140 170H141V169H140ZM148 170H149V169H148ZM159 170H160V169H159ZM162 170H163V169H162ZM193 170H194V169H193ZM193 170H189V171L191 172V171H193ZM201 170H202V169H200L199 171H201ZM203 170H204V169H203ZM232 170H233V169H232ZM241 170H242V169H241ZM256 170H257V169H256ZM164 171H165L166 173H169V172H170L169 169H165ZM199 171H197L196 174H197ZM27 172H28V171H27ZM29 172H30V171H29ZM32 172H33V171H32ZM97 172H98V171H97ZM143 172H144V171H143ZM154 172H155V170H154ZM158 172H160V171H158ZM161 172H163V171H161ZM178 172H179V171H178ZM178 172H177V173H178ZM180 172H181V171H180ZM184 172H185V171H184ZM187 172H188V171H187ZM102 173H103V172H102ZM144 173H145V172H144ZM146 173H147V172H146ZM146 173H145V174H146ZM148 173H149V171H148ZM152 173H153V172H152ZM185 173H186V172H185ZM203 173H204L205 175H204ZM252 173H253V172H252ZM94 174H96V173H94ZM175 174H176V173H175ZM183 174H184V173H183ZM232 174H233V173H232ZM27 175H28V174H27ZM29 175H30V174H29ZM103 175H104V174H103ZM109 175H108V176H109ZM155 175H156V174H155ZM167 175H168V174H167ZM173 175H174V174H173ZM178 175H179V174H178ZM178 175H177V176H178ZM188 175H189V174H188ZM191 175H192V174H191ZM220 175H221V174H220ZM236 175H237V174H236ZM252 175H253V174H252ZM52 176H53V175H52ZM96 176H97V175H96ZM101 176H102V175H101ZM108 176H107V177H108ZM129 176H130V175H129ZM129 176H128V177H129ZM131 176H132V175H131ZM170 176H171V174H170ZM170 176H167V177H170ZM177 176L174 175V177H176V178H177ZM179 176H180V175H179ZM181 176H182V175H181ZM230 176H232L231 173H230ZM128 177H127V178H128ZM135 177H136V176H135ZM138 177H139V176H138ZM141 177H142V176H141ZM141 177H140V178H141ZM156 177H157V176H154L155 179H156ZM162 177H163V176H162ZM174 177H173V178H174ZM186 177H187V176H186ZM189 177H190V175H189ZM235 177H236V176H235ZM239 177H240V176H239ZM242 177H244V176H242ZM31 178H32V177H31ZM33 178H34V177H33ZM47 178H48V177H47ZM73 178H74V177H73ZM87 178H88V177H87ZM102 178L104 179L105 177L102 176ZM114 178H115V177H113V179H114ZM129 178H130V177H129ZM140 178H138V179H140ZM143 178H144V177H143ZM143 178H142V179H143ZM163 178H164V177H163ZM165 178H166V177H165ZM178 178H179V177H178ZM178 178L176 179V181L178 180ZM181 178H182V179H181ZM181 178H179V180H183V179H184L183 177H181ZM195 178H193V179L191 178V179H189V180H194ZM244 178H245V177H244ZM36 179H37V178H36ZM38 179H39V178H38ZM88 179H89V178H88ZM123 179H124V178H123ZM155 179H153V180H155ZM171 179H172V177H171ZM186 179H187V178H186ZM242 179H243V178H242ZM40 180H41V179H40ZM92 180H93V179H92ZM92 180L90 179V181H89V183L91 182V183H90L91 185L93 184V185H92L93 187L90 186L91 189H92V188H95V187H94V181H92ZM121 180H122V179H121ZM125 180H126V179H125ZM128 180H129V179H128ZM147 180H148V178L146 179V181H147ZM156 180H157V179H156ZM159 180H160V179H159ZM159 180H158V181H159ZM164 180H165V179H164ZM169 180H170V179H169ZM198 180H195L194 182H197ZM235 180H237V179H235ZM258 180H259V179H258ZM31 181H32V179H31ZM34 181H36V180L34 179ZM34 181H32V182L34 183ZM38 181H39V180H38ZM42 181H43V180H42ZM72 181H73V180H72ZM86 181H88V180H86ZM102 181H103V180H102ZM130 181H131V180H130ZM130 181H129V182H130ZM148 181H149V180H148ZM158 181H157V183H159ZM161 181H162V179H161ZM176 181H175V179H174V182H171V183H168V184H167V183L164 184V185H166V187H169V188L171 189V190H170L169 188H167V190L169 189V190L171 191L170 193H169V192L167 193V194H168L167 197H166V194H162V193H161V195H164V198H165V199H166V198H167V199L169 198V200H170V198H171V202H172L173 200H174V202H173L171 205L168 204L169 206H168L167 203H166V205L168 206L167 208H166V207L164 208L166 211H165L164 209H161V208L163 207V205H161V208L159 207V209H161V210H160L161 212H162V210H163L164 212H162L159 216H158V214H156L157 212H159V211H157L158 209L156 208V209H157V210H156L157 212L155 213V212H153V211H155V210H153L151 207H154V206L156 207V205H157V207H158V205L160 204L159 202H161L162 200L164 201V199H162L161 201L159 200V202H158V200H157V202H158L159 204H153L154 206L151 204L152 206H151V207L149 206V207H150L153 211L151 210V211H152V212L150 213L151 215H150L149 218H148V220H149V221H148L149 223H147V224H148V227H146V228H144V227L141 228V229L138 231V233H136V234L134 233V234H135L134 236H130V233H129V232H124V231H123V230H124L123 227L127 228L128 226H127V227H126V226H121L122 223H121L120 220H119V221H120V223H121V225H120L121 227L119 226V223H118V221H117V218H114V217H113V218H109V216L107 217L106 213L104 214L103 212L101 213V212L99 211L100 213H99V215H98L97 217H96V216H93V217H94V220H93V221L95 222V226H94V227H93V226H90L91 228L93 227V229L91 230V233H96V232H95V231H96L95 228H97V227H99L100 230H101V227L104 228V229H102V230H106V229H107V232L105 231L106 234H105V233L101 234V233H99V232L97 231V233H99V234L96 235V237H95V238H96V241L93 240L94 243H95V242L97 243V246H96V247H98V250H97V251H94L95 248H93V246H92L93 249L91 248L92 250H90V248L88 247V248H89L88 251H84V252H81V253L79 252V254L76 253L77 255H75L74 257H72V258L70 259V257H68L69 254L66 255L67 252H65V246H64V248H63V249H64V254L66 253V254H65V255H66V258L68 257V259H70V260L68 261V263H69V264H126L127 262L125 263V259H124V260H120V259L122 258V256H125V257H126V256L128 255V252H129L128 259H129L130 256H131V257H130L129 260H131V258H133V257H132V256H133V252H132V250L135 249V248H132V250H131V247L135 246V243H134V242H136L137 240H139L140 242L137 241V242H138L137 245H138L139 247H140V246H143V244H142V245H139V244H141V242L143 243L144 240L142 241V239H146V238H145V236H147L146 234H149L150 237H151V236L154 235L155 233H158V234H159L158 231H160V230L157 229V232H155V233H154V232H151V234L154 233V234L151 235L150 233H148V232L146 231V229H147V228L150 229L151 226H153V228H154V226L157 225V224H158L159 222H161L162 220L165 221V223H166V222H170V220L172 221L174 218H177V217H178L177 215L180 213V210H181V209L183 210V206L185 207V204H186V203H189V202H188V201H190L189 199H191V198L194 196V195H193L194 191L196 190V191L198 192V189H200L199 187H197V189L194 188L195 190L193 189V190H194V191H193V190H192V187L190 186V185L192 184L191 182H193V181H190V182L187 181L188 184H187V182H184V183H186V189H185V190L187 191V188H188L187 185H189V188H191V189H190L191 192L193 191V193L191 194V195H193V196L190 198L191 195H190L189 193H191V192H189V193L187 194V193L185 192V190H183L185 187L182 186V184H181L182 182H181V183H179V182L176 183ZM200 181H199V183H195V185H194L193 187H196V186H198V185L200 186V184H201ZM231 181H232V180H231ZM231 181H230V182H231ZM249 181H250V180H249ZM249 181H248V182H249ZM36 182H37V181H36ZM44 182H45V181H44ZM44 182H43V184L45 185V187H44V185H43V186L41 185V186L39 187V191H40V192H41V191H45V192H46L45 194L48 195V196H50L51 194H49V192H48L49 190H48V188H47V184H45ZM124 182H125V181H124ZM124 182L122 181L123 184H124ZM135 182H136V180H135ZM137 182H138V180H137ZM149 182H150V181H149ZM152 182H153V181H152ZM164 182H165V181H164ZM164 182H163V183H164ZM194 182H193V184H194ZM38 183H39V182H38ZM81 183H82V182H81ZM84 183H85V181H84ZM84 183H83V184H84ZM87 183H88V182H87ZM87 183H85V184H87ZM96 183H97L98 185H100L98 181H96ZM126 183H127V182H126ZM141 183H142V182H141ZM143 183H144V182H143ZM190 183H191V184H190ZM207 183H206V184H207ZM255 183H258V184H259V182H257V181H256ZM34 184H35V183H34ZM41 184H42V183H41ZM52 184H53V183H52ZM56 184H57V183H56ZM64 184H65V183H64ZM119 184H120V183H119ZM123 184H122V185H123ZM144 184H145V183H144ZM149 184H150V183H148L147 185H149ZM155 184H156V183H155ZM180 184H181V188L183 187V189L180 188ZM193 184H192V185H193ZM197 184H198V185H197ZM206 184H205V185H206ZM228 184H230V183H228ZM35 185L37 186V184H35ZM48 185H49V184H48ZM114 185H115V184H114ZM128 185H129V183H128ZM157 185H158V184H157ZM157 185H156V186H157ZM162 185H163V184H162ZM164 185H163V186L160 185L161 188L165 187ZM167 185H168V186H167ZM178 185H179V186H178ZM201 185H202V184H201ZM203 185H202V186H203ZM38 186H39V185H38ZM38 186H37V187H38ZM96 186H97V185H96ZM126 186H127V185H126ZM130 186H131V185H130ZM138 186H139V185H138ZM140 186H141V185H140ZM184 186H185V185H184ZM202 186H201V187H202ZM247 186H248V185H247ZM262 186H263V185H262ZM48 187H49V186H48ZM51 187L53 188V186H51ZM61 187H62V186H61ZM116 187H119L120 190H121V186H116ZM123 187H124V186H123ZM132 187H133V186H132ZM145 187H146V186H145ZM145 187H144V188H145ZM203 187H204V186H203ZM35 188H36V187H35ZM59 188H60V187H59ZM90 188H89V189L86 188V189H84V190H82V191L80 192V196H79V198H78V202H79L80 204H82V203H84V204H85V203H88V205H89V204H91V202H93L92 200L95 199V198L91 199V196H90L91 194L89 195V193H90V191H91ZM112 188H114V187H112ZM126 188H127V187H126ZM138 188H139V187H138ZM140 188H142V187H140ZM140 188H139V189H140ZM146 188H147V187H146ZM149 188H150V187H149ZM117 189H118V188H117ZM117 189H116V190H117ZM134 189H135V188H134ZM139 189H137L136 192H138ZM201 189H202V188H201ZM112 190H113V189H112ZM132 190H133V189H132ZM141 190H143V189H141ZM141 190H140V191H141ZM151 190H153V189H151ZM162 190H163V189H162ZM165 190H166V188H165ZM179 190H182L183 192H185V193L187 194V196L190 195L189 198H188V201L186 200L187 202L184 201L185 199L183 200L184 197L187 199V197H186L185 195H184V197H181L182 199L180 198V196L178 197L177 194L174 195V196H172V195L174 194L173 191H175V192H176V191L179 192ZM118 191H119V189H118ZM124 191H125V190H124ZM126 191H127V190H126ZM133 191H134V190H133ZM154 191H155V190H154ZM163 191H164V190H163ZM188 191H189V189H188ZM196 191H195V193H196ZM35 192H37V191H35ZM40 192H39V193H40ZM98 192H99V191H97V193H98ZM109 192H110V191H109ZM112 192H113V191H112ZM115 192H116V191L114 190L113 193L115 194ZM183 192L180 191V193H183ZM262 192H264V191H262ZM50 193H51V192H50ZM52 193H53V192H52ZM97 193H96V195H97ZM100 193H101V191H100ZM107 193H108V192H107ZM116 193H118V192H116ZM119 193H121V192H119ZM127 193H128V192H127ZM131 193H132V192H131ZM134 193H135V192H134ZM134 193H132V195H133ZM141 193H142V192H141ZM143 193H144V192H143ZM260 193H261V192H260ZM36 194H37V193H36ZM36 194L34 193L31 197H34V195H36ZM54 194H55V193H54ZM128 194H129V193H128ZM138 194H139V193H138ZM138 194H136L137 196L134 194V196H135V197H138ZM262 194H263V196H264V193H262ZM52 195H53V194H52ZM88 195H89V196H88ZM102 195H104V194H102ZM111 195H112V194H111ZM117 195H118V194H117ZM139 195H140V194H139ZM147 195H148V194H147ZM178 195H179V194H178ZM195 195H196V194H195ZM244 195H245V194H244ZM244 195H243V196H244ZM258 195H260V194H258ZM36 196H37V195H36ZM42 196H43V195H40V198H41ZM53 196H54V195H53ZM53 196H52V197H53ZM108 196H109V195H108ZM114 196H116V195H114ZM114 196H113L114 199L112 198L113 200H115V197H114ZM118 196H119V195H118ZM120 196H123V194H121ZM120 196H119V197H120ZM130 196H131V194H130ZM199 196H200V195H199ZM241 196H242V195H241ZM260 196H261V195H260ZM94 197H95V195H94ZM105 197H106V195H105ZM110 197H111V196H110ZM125 197H126V195H125ZM131 197H132V196H131ZM131 197H129V198H131ZM151 197H152V196H151ZM151 197H150V198H151ZM177 197H178V199H176ZM202 197H203V196H202ZM253 197H255V196H253ZM29 198H30V196H29ZM29 198H28V199H29ZM34 198L36 199V197H34ZM40 198H39V199H40ZM43 198H44V197H43ZM45 198H46V197H45ZM45 198H44V200H45ZM66 198H67V197H66ZM116 198H117V197H116ZM139 198H140V197H139ZM139 198H135V200L138 199V201H140ZM194 198H195V199H194V203H195V200H197L198 197H197V199H196V197H194ZM0 199H2V198H0ZM4 199H5V198H4ZM35 199H33V200H35ZM56 199H57V201H58L59 199L62 200V198H59V197L56 198ZM88 199H89V202H88ZM96 199H97V198H96ZM96 199H95V200H96ZM112 199H111V201H112ZM117 199H118V202H119V203H121V202L123 201V198H122V199L120 198V199H121L120 201H119V198H117ZM124 199H127V198H124ZM140 199H142V198H140ZM167 199H166V200H167ZM234 199H235V198H234ZM250 199H251V198H250ZM250 199H248V200H250ZM253 199H254V198H253ZM258 199H260V200L263 202V199H264V198L261 196V198L259 197ZM2 200H3V199H2ZM30 200H32V199L30 198ZM41 200H42V199H41ZM102 200H103V198H102ZM130 200H131V199H130ZM132 200H134V199H132ZM132 200H131V202L133 203ZM142 200H143V199H142ZM145 200H146V199H145ZM260 200H257V196H256V200L254 199V201H253V200H251V201H247V202H248V203H247L248 205L245 204L246 202H245V203H242V202H241V203H242V206H241V204H240V206L237 205L238 208L236 207V209L234 208L235 206L232 207L233 209H232V208L230 209V211H231L230 213H229V208H230V207H228V208H227L228 210H226V211H228L229 214H232L234 211L237 210L236 213L234 212L235 214L233 213V214L236 216V218L239 217V218H242V219H243V218L246 219V217H249V218H251V219H248V218H247V219H248V223H250V222H251L250 220H253L252 217L254 218L256 215H259V214H256V213H255L256 215L254 216V214H252V210H253V209H252V206H253L257 201H258V203H259ZM4 201H5V200H4ZM4 201H3V203H4ZM27 201H28V200H27ZM67 201H68V200H67ZM67 201H64V202H67ZM106 201H107V200H106ZM124 201H125V200H124ZM138 201H137V202H138ZM237 201H238V200H237ZM53 202H54V201H53ZM64 202H62V203L60 204L61 206L58 204L59 206L56 207V209L54 208V209L56 210V212H54V213L56 214V216H57V209H60V207H62V206L64 205ZM115 202H116V201H115ZM118 202L116 203V205L118 204ZM125 202H126V201H125ZM125 202H124V203H125ZM129 202H130V201H129ZM149 202L152 203L151 201H149ZM168 202H169V201H168ZM185 202H186V203H185ZM35 203H36V202H35ZM57 203H59V202H57ZM57 203H55V205H56ZM96 203H97V202H96ZM104 203H105V202H104ZM124 203H123V204H124ZM134 203H135V202H134ZM142 203H143V202H142ZM150 203H149V204H150ZM154 203H156V202L154 201ZM164 203H165V202H164ZM169 203H170V202H169ZM190 203H193V202L191 201ZM199 203H200V202H199ZM251 203H253V205H252ZM258 203H256L257 206H258ZM66 204H68V203H66ZM66 204H65V206H66ZM77 204H78V203H77ZM94 204H95V203H94ZM100 204H101V202H100ZM106 204H107V203H106ZM126 204H127V202H126ZM136 204H137V203H136ZM138 204H139V203H138ZM144 204H145V203H144ZM162 204H163V203H162ZM244 204H245V206H244ZM260 204H261V203H259V205H260ZM262 204H264V203H262ZM31 205H33V203H32ZM124 205H125V204H124ZM129 205H130V203H129ZM131 205H133V204H131ZM131 205H130V206H131ZM208 205H209V204H208ZM89 206H90V205H89ZM89 206H88V207H89ZM91 206H93V205H91ZM108 206L110 207V204H109ZM119 206H121V205H119ZM125 206H126V205H125ZM125 206H122V208L125 207ZM130 206H129V207H130ZM133 206H135V205H133ZM146 206H147V205H146ZM159 206H160V205H159ZM164 206H165V205H164ZM199 206H200V205H199ZM203 206H204V204H203ZM203 206H202V207H203ZM260 206H261V205H260ZM262 206H263V205H262ZM54 207H55V206H54ZM68 207H70V206L68 205ZM81 207H82V206H81ZM81 207H80V208H81ZM96 207H98V206L96 205ZM106 207H107V206H106ZM109 207H107V208H109ZM111 207H112V206H111ZM114 207H115V206H114ZM129 207H127V208H129ZM136 207H137V206H135V209H136ZM139 207H141L140 204H139ZM144 207H145V206H144ZM149 207H148V208H149ZM155 207H154V208H155ZM187 207H188V206H187ZM187 207H186V208H187ZM194 207H197V206H194ZM208 207H209V206H208ZM217 207H218V206H217ZM255 207H256V206L254 205L253 208H255ZM258 207H259V206H258ZM258 207H257V208H258ZM21 208H22V207H21ZM83 208H84V207H83ZM89 208H90V207H89ZM103 208H104V206H103ZM116 208H117V207H116ZM125 208H126V207H125ZM145 208H147V207H145ZM148 208H147V209H148ZM186 208H184V209H186ZM200 208H201V206H200ZM212 208H214V205H213ZM215 208H216V207H215ZM263 208H264V207H263ZM61 209H62V208H61ZM105 209H106V208H105ZM109 209L111 210L112 208H109ZM131 209H132V207H131ZM131 209H130L129 211H128L127 209H125V214H126L127 212H128L127 214H129V212H130V213H131V216H132V212H133V210H131ZM133 209H134V208H133ZM135 209H134V210H135ZM192 209H193V208H192ZM201 209H202V208H201ZM224 209H225V208H224ZM255 209H256V208H255ZM255 209L253 210L254 212H255ZM260 209H262V207H261V208L259 207V210H260ZM63 210H64V209H63ZM67 210H68V209H67ZM82 210H83V209H82ZM88 210H89V209H88ZM91 210H93V209L91 208ZM94 210H96V209H94ZM107 210H108V209H107ZM139 210H140V209H139ZM139 210H138V211H139ZM145 210H146V209H145ZM189 210H190V209H189ZM194 210H195V209H194ZM194 210H192V211H194ZM196 210H197V209H196ZM214 210H215V209H214ZM233 210H234V211H233ZM80 211H81V210H80ZM111 211H112V210H111ZM114 211H115V209H114ZM117 211H118V210H117ZM117 211H116L115 213H117ZM119 211H120V209H119ZM119 211H118V214H119ZM121 211H123V209H121ZM131 211H132V212H131ZM143 211H144V210H143ZM146 211H147V210H146ZM146 211H145V212H146ZM190 211H191V210H190ZM190 211H189V212H190ZM199 211H201V210H199ZM210 211H211V212H210ZM226 211H225V212H226ZM232 211H233V212H232ZM261 211H262V210H261ZM263 211H264V210H263ZM77 212H78V211H77ZM87 212H88V211H87ZM107 212H109V211H107ZM136 212H137V211H136ZM148 212H150V209L148 210ZM181 212H183V211H181ZM189 212H187L186 214H188ZM215 212H216V211H215ZM215 212L213 213V211H212L211 208L209 209V208L206 207V208H204L203 213H202L203 216H206V217H207V216H210V215L212 216V218H210L211 220H208L209 218L207 217L208 223H210V221L212 222L211 225H208V224H207L209 227L206 226V228H204V233H208V236H209V237H210V235H211V237H217V236H219V235L222 233V231H223V227H225L223 224H226V223H224V221H225V219L229 216V214H228V216L226 217V216H225L226 213L223 214V211H222V213H220V214L217 213V212H216V214H215ZM254 212H253V213H254ZM28 213H29V212H28ZM31 213H33V212L30 211L29 214H31ZM54 213H53V214H54ZM68 213H69V212H68ZM79 213H80V212H79ZM93 213H94V212H93ZM95 213H96V212H95ZM120 213H121V212H120ZM122 213H123V212H122ZM140 213H141V211H140ZM190 213H191V212H190ZM196 213H197V212H196ZM206 213H207L208 215H206ZM259 213H260V212H259ZM24 214L27 215V216H26V215L24 216V218H25L26 221H25L23 218H22V219H19V220H24V221H23V223H24V227H22V228H19V227L23 226L22 223H21L22 221H21V222H18V223L16 222L15 224H13V227H12V228H10V226H6L7 224L3 223V224H2L3 226H6V227H9V228H10V229L8 228V230L5 231V232H4L3 230H1V228H2L3 226L1 227V225H0V232H3V234H2L3 237H2V238H3V243H4V244H2V243H1V244L7 246V247H6L7 250L5 251L4 249H2V245L0 244V245H1L0 248H1L2 252L5 251L4 253H0V264H9V263L13 264V260H14L15 258L13 259V255H11V254L9 253V251H10V252H11V250H12V252L15 251V250L17 249V246L19 247V249H20L21 251H22L23 248L27 249V251H28V249H30V248L32 249L33 247H34L35 249H37V247H38V249H39L40 247H42V246H40L39 244H37V242H38L37 240H35V239H31V240H29V238L31 237V235H32L33 232H34L33 229H32V227H31V230H30V229L28 230V228H27V229H24V228H26V227H25V224H26V226H27V223H28V226L30 225L29 222H32V221H30V219L32 220V219H33L32 217H35V216H33V215H35V214H34V213L31 214V216H28L29 214H27V213H24ZM61 214H62V213H61ZM66 214H67V213H66ZM71 214H72V213H71ZM83 214H85V213H83ZM83 214H82V215H83ZM110 214H111V213L109 212V215H110ZM199 214H200V213H199ZM212 214H214L215 216H213ZM217 214L219 215L218 217H217ZM236 214H238V216H237ZM251 214H252V215H251ZM262 214H264V213H262ZM262 214H261V215H262ZM36 215H37V214H36ZM40 215L42 216V211H41ZM40 215H39V217L41 218V220L43 219V217L46 216V215H45V216L43 215V216L41 217ZM49 215H51V214H49ZM49 215H48V216H49ZM82 215H81V213H80L79 217L82 216ZM93 215H94V214H93ZM113 215H114V214H113ZM113 215H112V216H113ZM119 215H120V216H116V215H115V216H116V217H121V214H119ZM141 215H144V214H141ZM181 215H182V214H181ZM194 215H195V214H194ZM220 215H221V216H220ZM222 215H223V216H222ZM234 215H232V216L235 217ZM249 215H250V216H249ZM37 216H38V215H37ZM53 216H55V215H53ZM56 216H55V219H56ZM59 216H60V215H58L57 217H59ZM63 216H64V215H63ZM67 216H68V215H67ZM124 216H125V215L123 214L121 220L123 219ZM176 216H177V217H176ZM189 216H191V215H188V218H189ZM224 216H225V219H223ZM232 216H231V218H232ZM0 217H2V216H0ZM39 217H35V218L38 219ZM89 217H90V216H88V218H89ZM91 217H92V216H91ZM91 217H90V219H91ZM110 217H111V216H110ZM126 217H127V215H126ZM133 217H134V216H133ZM137 217H138V216H137ZM145 217H146V216H145ZM195 217H196V216H195ZM219 217H221L222 219H221V218L219 219ZM257 217H260V215L257 216ZM263 217H264V216H263ZM48 218H49V217H48ZM48 218H47V219H48ZM52 218H53V219H52ZM52 218H51V220H55L54 217H52ZM61 218H62V217H61ZM63 218H64V217H63ZM65 218H67V217L65 216ZM65 218H64V219H65ZM68 218H69V217H68ZM70 218H71V217H70ZM84 218H85V217H84ZM84 218L81 217V220H83ZM135 218H136V217H135ZM135 218H134V219H135ZM138 218H140V217H138ZM261 218H262V217H261ZM47 219H46V220H47ZM49 219H50V218H49ZM118 219H119V218H118ZM125 219H126V218H125ZM134 219H131V224L129 225V227L132 226V220H133V224H137V223H134V222H135ZM140 219H142V218H140ZM204 219H205V217H204ZM228 219H229V218H228ZM242 219H241V220H242ZM247 219H246V220H247ZM256 219H257V218L255 217L254 220L256 221ZM44 220H45V219H44ZM51 220H50V221H51ZM57 220H58V219H56V221H57ZM59 220H60V219H59ZM126 220H128V219H126ZM135 220H137V218H136ZM145 220H147V219L145 218ZM180 220H181V219H180ZM201 220H203V218H202ZM207 220L205 219V221H207ZM218 220H219V221L221 220L220 223H219ZM223 220H224V221H223ZM229 220H230V219H229ZM259 220H260V218H259ZM0 221L4 222L3 219H1ZM33 221H34V220H33ZM62 221H64V220H61L60 222H62ZM67 221H68V219H67ZM72 221H73V220H72ZM123 221H124V220H122V222H123ZM129 221H130V219L128 220V222H129ZM163 221H162V223H164ZM181 221H183V220H181ZM231 221H233V219H232ZM239 221H240V219H239ZM249 221H250V222H249ZM255 221H253V223H254ZM5 222H6V221H5ZM25 222H27V223H25ZM52 222H53V221H52ZM65 222H66V221H65ZM69 222H71V221L69 220ZM69 222H68V224H69ZM138 222L140 223L139 219H138ZM141 222H144V220L141 221ZM172 222H173V221H172ZM184 222H185V221H184ZM200 222H201V221H199V223H200ZM226 222H227V221H226ZM229 222H230V221H228V223H229ZM234 222H236V221H234ZM242 222H243V221H242ZM242 222L240 221L239 223H241V226L243 227V223H242ZM260 222H261V221H260ZM34 223H35V222H34ZM43 223H44V221H43ZM54 223L56 224L55 221H54ZM57 223H58V221H57ZM83 223H84V221H83ZM86 223H87V222H86ZM123 223L125 224V222H123ZM129 223H130V222H129ZM144 223H146V222H144ZM165 223H164V224H165ZM173 223H174V222H173ZM185 223H186V222H185ZM185 223H184V224H185ZM193 223H194V222H193ZM222 223H223V224H222ZM232 223H233V222H232ZM239 223H238V221H237V224L239 225L238 227H240V224H239ZM244 223H247V221L244 222ZM258 223H259V222L257 221V224H258ZM45 224H47V223H45ZM49 224L51 225L52 223L49 222L48 225H49ZM62 224H63V223H62ZM68 224H67V225H68ZM71 224H72V223H71ZM89 224H90V223H89ZM91 224H92V223H91ZM127 224H128V223H127ZM149 224H150V225H149ZM170 224H171V223H170ZM174 224H175V223H174ZM182 224H183V223H182ZM203 224H204V223H203ZM205 224H206V223H205ZM229 224H230V223H229ZM229 224H228V226H229ZM234 224H235V223H234ZM251 224H252V223H251ZM251 224H250V225H249V224H246V225L251 226ZM38 225H39V223H38ZM38 225H37V226H38ZM50 225H49V226H50ZM56 225H57V224H56ZM69 225H70V224H69ZM179 225H180V224H179ZM199 225L201 226L202 223H200ZM232 225H233V224H232ZM246 225L244 224V226H246ZM253 225H254V224H253ZM258 225H259V224H258ZM11 226H12V225H11ZM37 226H36V227H37ZM40 226H41V224L39 225L38 228H40ZM46 226H47V225H45V227H46ZM51 226H52V228H53V224H52ZM59 226H60V225H59ZM63 226H66V225H63ZM85 226H86V225H85ZM87 226H88V225H87ZM142 226H143V224L141 225V227H142ZM145 226H146V225H145ZM165 226L167 227L166 224H165ZM183 226H184V225H183ZM183 226H182V227H183ZM235 226L237 227V225H235ZM33 227H34V225H33ZM132 227H133V226H132ZM134 227H135V226H134ZM155 227H156V226H155ZM157 227H159V226H157ZM161 227H162V226H161ZM177 227H178V226H177ZM230 227H231V224H230ZM43 228H44V227H43ZM49 228H50V227H49ZM49 228H47V229H49ZM52 228H51V229H52ZM57 228H58V227H57ZM57 228H56V229H57ZM63 228H65V227H62V229H63ZM71 228H72V227H71ZM120 228H121L122 231L120 230ZM159 228H160V227H159ZM178 228H179V227H178ZM193 228H194V227H193ZM247 228H248V227H247ZM252 228H253V230H254L255 226L252 227ZM252 228H250V229H252ZM34 229H35V228H34ZM40 229H42V228H40ZM51 229H50V230H51ZM68 229H69V228H68ZM88 229H89V227H88ZM127 229H128V228H127ZM127 229H125V230H127ZM160 229H161V228H160ZM165 229H167V228H165ZM179 229H181V228H179ZM195 229H196V228H195ZM200 229H201V231H200V230H198V231L202 233L203 228L201 227ZM227 229H228V228H227ZM245 229H246V228H245ZM250 229H249V228L246 229V230H249V231H248L249 234H250ZM64 230H65V229H63V231H64ZM102 230H101V231H102ZM129 230H130V229H129ZM134 230H135V229H134ZM136 230H137V228H136ZM144 230H145L146 232H144ZM162 230H163V228H162ZM162 230H161V231H162ZM169 230H170V229H169ZM169 230H168V231H169ZM172 230H173V229H172ZM176 230H177V229H176ZM189 230H190V229H189ZM224 230H225V229H224ZM230 230H231V229H230ZM230 230L228 229V231H227V232L225 231V233H228V232L231 233V231L233 230V228H232L231 231H230ZM235 230L238 231V229L234 228V231H235ZM253 230H251V231H253ZM255 230H256V229H255ZM260 230H261V229H260ZM21 231H22V232H21ZM39 231H40V230H39ZM52 231H53V229H52ZM67 231H68V230H67ZM67 231H66V233H68ZM70 231H71V230H69V232H70ZM88 231H89V230H88ZM131 231H133V229H132ZM150 231H152V230H150ZM150 231H149V232H150ZM153 231H155V228H154ZM166 231H167V230H166ZM183 231H184V230H183ZM193 231H194V230H193ZM242 231H243V232H242ZM242 231H241V228H240V233L235 231V232H236V236H238V235L241 236V235H246V234H248V233H246V234L244 233V229H243ZM25 232H26V233H25ZM42 232H43V231L39 232V235H40ZM48 232H49V231H48ZM134 232H135V231H134ZM142 232L146 233L145 236H143L144 238H141V234L143 235ZM179 232H180V231H179ZM232 232H233V231H232ZM241 232H242V233H241ZM245 232H247V231H245ZM20 233H22L21 236H23L24 238H21V236H19ZM52 233H53V232H52ZM54 233H55V232H54ZM62 233L64 234L65 232H62ZM89 233H90V232H89ZM125 233H129V234H126V235H129V236H128V237H127V236L125 237ZM131 233H132V232H131ZM170 233H171V232H170ZM177 233H178V232H177ZM186 233H187V232H186ZM197 233H198V232H197ZM225 233H224V234H225ZM237 233H239V234H237ZM252 233H253V232H252ZM254 233H256V232H254ZM257 233H258V232H257ZM43 234H44V233H42L41 235L43 236ZM58 234H59V233H58ZM75 234H76V233H75ZM166 234H167V232H166ZM173 234H174V231H173ZM191 234H192V233H191ZM202 234H203V233H202ZM24 235H25V236H24ZM33 235H34V234H33ZM41 235H40V236H41ZM52 235H53V234H52ZM93 235H94V234H93ZM131 235H132V234H131ZM160 235H161V232H160ZM174 235H176V234H174ZM196 235L198 236V235H200V234H196ZM233 235H235V233H234ZM233 235H231V237H232ZM36 236H37V235H36ZM42 236H41V237H42ZM45 236H46V235H45ZM45 236H44V238L46 239L47 237H45ZM47 236H48V235H47ZM54 236H55V234H54ZM58 236H59V235H58ZM60 236L62 237V234H61ZM66 236H68V235H66ZM69 236H70V235H69ZM74 236H75V235H74ZM81 236H82V235H81ZM97 236H98V237H97ZM155 236H156V235H155ZM162 236H163V235H162ZM186 236H187V235H186ZM188 236H189V235H188ZM191 236H194V235L192 234ZM201 236H202V235H201ZM201 236H199V237H201ZM204 236H205V235H204ZM208 236H206V237H208ZM259 236H260V231H259V235H258V237H259ZM38 237H39V236H38ZM50 237H51V236H50ZM76 237H77V236H76ZM88 237H89V236H88ZM91 237H92V235H91ZM148 237H149V236H147V239H149ZM153 237H154V236H153ZM156 237H157V236H156ZM156 237H154L155 240H156V239H159L158 237H157V238H156ZM169 237H170V236H169ZM171 237H172V236H171ZM171 237H170V238H171ZM179 237H181V236H179ZM224 237H226V236L224 235ZM231 237H230V238H231ZM241 237H242V236H241ZM250 237H251V236H250ZM253 237H254V236H253ZM255 237L257 238V234H256ZM2 238H0V239H2ZM42 238H43V237H42ZM64 238H66V237L64 236ZM67 238H69V237H67ZM72 238H74V237H72ZM81 238H82V237H81ZM110 238H111L112 241H109ZM170 238H169V239H170ZM175 238H176V237H175ZM195 238H196V237H195ZM197 238H198V237H197ZM197 238H196V239H197ZM238 238H239V236L237 237V239H238ZM242 238H243V237H242ZM245 238H246V237H245ZM51 239H52V238H51ZM58 239H59V238H58ZM113 239H114L115 241H114ZM140 239H141V240H140ZM152 239H153V238H152ZM152 239H151V240H152ZM162 239H163V238H162ZM169 239H168V240H169ZM181 239H183V238H181ZM185 239H186V238H185ZM192 239H194V238H192ZM199 239H201V238H199ZM205 239H206V238H205ZM208 239H209V238H208ZM208 239H207V240H208ZM222 239H223V238H222ZM233 239H234V238H233ZM240 239H241V238H240ZM240 239H238V240H240ZM243 239H244V238H243ZM243 239H242V240H243ZM247 239H248V238H247ZM247 239H244V241L246 240V241L248 242L249 239H248V240H247ZM250 239H251V238H250ZM252 239H253V238H252ZM252 239H251V240H252ZM263 239H264V238H263ZM52 240H53V239H52ZM59 240H61V239H59ZM59 240H58V241H59ZM62 240H64V239H62ZM73 240H74V239H73ZM159 240H160V239H159ZM164 240H165V238H164ZM171 240H172V239H171ZM173 240H174V239H173ZM173 240H172V241H173ZM177 240L179 241L178 238H177ZM201 240L203 241L204 238L201 239ZM223 240H224V239H223ZM226 240H227V239H226ZM234 240H236V239H234ZM253 240H254V239H253ZM50 241H51V240H50ZM54 241H55V240H53V242H54ZM56 241H57V239H56ZM56 241H55V242H56ZM58 241H57V243L61 242V241H59V242H58ZM76 241H77V240H76ZM89 241H90V240H89ZM145 241H146V240H145ZM172 241H171V242H172ZM180 241H181V240H180ZM180 241H179V243H181ZM185 241H186V240H185ZM191 241H192V240H191ZM195 241H196V240H195ZM44 242H45V241H44ZM48 242H49V241H48ZM48 242H47V243H48ZM64 242H65V241H64ZM70 242H71V241H70ZM146 242H149V241H146ZM150 242H151V243H155V241H154V242H153V241H150ZM150 242H149V243H150ZM161 242H162V243H160V241H159L158 244L160 243V245L163 246V240H162ZM171 242H169V244H170ZM175 242H176V240H175ZM175 242L173 241V243H175ZM189 242H190V241H189ZM240 242H241V241H240ZM242 242H243V241H242ZM39 243H40V242H39ZM49 243H51V242H49ZM62 243H63V242H62ZM67 243H68V242H67ZM73 243H75V241H74ZM87 243H88V242H87ZM108 243H109V245H110L111 243H113V246H114V247L111 246V247H112V252H111V253L107 250V248H108ZM144 243H145V242H144ZM173 243H172V244H173ZM199 243H200V242H199ZM204 243H205V244H204V246H205V245H206V242L204 241ZM230 243H231V242H230ZM41 244H43V242H42ZM70 244H72V243H69V246H72V245H70ZM132 244H133V245H132ZM155 244H156V247H157V246H158V245H157V241H156ZM169 244H168V245H169ZM186 244H189L188 241H187ZM193 244H194V243H193ZM223 244H226V243H223ZM228 244H229V243H228ZM30 245H32L33 247H30ZM44 245H45V244H44ZM54 245H56V243H54ZM61 245H62V244H61ZM63 245H64V243H63ZM81 245H82V244H81ZM92 245H93V244H92ZM111 245H112V244H111ZM137 245H136L135 247H137ZM144 245H145V244H144ZM150 245H151V244H150ZM176 245H177V244H176ZM180 245H181V244H180ZM46 246H47V245H46ZM51 246H52V245H50V247H51ZM59 246H60V245H59ZM73 246H74V245H73ZM75 246H76V245H75ZM75 246H74V248H75ZM77 246H78V245H77ZM79 246H80V245H79ZM90 246H91V245H90ZM94 246H95V244H94ZM130 246H131V247H130ZM165 246H166V244H165ZM182 246H183V245H182ZM202 246H203V245H202ZM47 247H48V246H47ZM60 247H61V246H60ZM86 247H87V245H86ZM128 247L130 248V250L127 252V250L129 249ZM158 247H159V246H158ZM173 247H176V246L173 245ZM177 247H178V246H177ZM187 247H188V246H187ZM191 247H192V246H191ZM43 248H44V247H43ZM48 248H49V247H48ZM51 248H52V247H51ZM54 248H55V247H54ZM56 248H57V247H56ZM69 248H70V247H68V248L66 247V249H68V250H69ZM76 248H78V247H76ZM84 248H85V247H84ZM84 248H83V249H84ZM127 248H128V249H127ZM141 248H142V247H141ZM208 248H210V247H208ZM208 248H207V249H208ZM10 249H11V250H10ZM25 249H23V251H24ZM49 249H50V248H49ZM83 249H82V250H83ZM108 249H109V248H108ZM139 249H140V248H139ZM149 249H150V248H149ZM157 249H158V248H157ZM161 249H162V248H161ZM161 249H159L158 251H161ZM170 249H173V248H170ZM1 250H0V251H1ZM20 250H19V251H20ZM40 250H41V249H40ZM42 250H43V249H42ZM53 250H54V249H53ZM57 250H59V249H57ZM61 250H62V249H61ZM74 250H77V249H74ZM110 250H111V249H110ZM140 250L143 252V250H145V249L142 248V249H140ZM152 250H153V249H152ZM155 250H156V249H155ZM205 250H206V249H205ZM260 250H261V249H260ZM21 251H20V252H21ZM31 251H32V250H31ZM46 251H47V250H46ZM51 251H52V250H51ZM62 251H63V250H62ZM134 251H135V250H134ZM165 251H166V250H165ZM167 251H170L169 248H168ZM167 251H166V252H167ZM244 251H246V250H244ZM12 252H11V253H12ZM15 252H16V251H15ZM20 252H19V253H20ZM25 252H26V251H24V256H25ZM28 252H29V251H28ZM44 252H45V251H44ZM53 252H54V251H53ZM53 252H52V254H53ZM55 252H56V250H55ZM77 252H78V251H77ZM88 252H93V253H92V255L87 256L86 254H87ZM130 252H131L132 254H131ZM137 252H138V251H137ZM144 252H145V251H144ZM144 252H143V253H144ZM154 252H155V251H154ZM166 252H164V253H166ZM253 252H254V251H253ZM257 252H258V250H257ZM259 252H260V251H259ZM26 253H27V252H26ZM47 253H48V251H47ZM59 253L61 254V253H63V252H59ZM70 253H71V251H70ZM125 253H126L127 255H126ZM135 253H136V252H135ZM140 253H141V252H140ZM143 253H141V254L144 255ZM199 253H200V252H199ZM206 253L208 254V256H213V255H214V256H217V255H218L219 258H218V260L216 261L218 264H223V262L226 263V261H225L226 259H223V256H221V253L218 252V247H217V248H212V249L208 250ZM262 253H263V252H262ZM60 254L58 255V253H57V255H58L57 257H59ZM64 254H62V255H64ZM73 254H74V253H73ZM130 254H131V255H130ZM137 254L140 255L139 253H137ZM137 254L134 255V258H135V256H137ZM159 254H160V253H159ZM161 254H162V253H161ZM192 254H193V253H192ZM258 254H259V253H258ZM28 255H29V254H28ZM31 255H32V253H31ZM55 255H56V254H55ZM62 255H61V256H62ZM65 255H64V257L62 256V257H60V258H61V259H62V258L66 259V258H65ZM146 255H147V254H146ZM157 255H158V254H157ZM157 255H156V256H157ZM190 255H191V254H190ZM255 255H257V253H255ZM15 256H16V255H15ZM17 256H18V255H17ZM21 256H22V258H25V257H23V253H22V252H21ZM42 256H44V255L42 254ZM42 256H41V257H42ZM48 256H50L51 259H52V256H53V255L51 256V254H50V255H48ZM69 256H70V255H69ZM199 256H201V255H199ZM19 257H20V256H19ZM44 257L46 258L47 256H44ZM50 257H49V258H50ZM54 257H55V259H57L56 256H54ZM119 257H120V258H119ZM145 257H146V256H145ZM145 257H144V258H145ZM191 257H192V256H191ZM241 257H245V256L243 255V256H241ZM22 258H21V259H22ZM60 258H58V259H60ZM126 258H127V257H126ZM134 258H133V259H134ZM137 258H138V257H137ZM184 258H185V255H184V254H179V255H175V257H167V258H165L164 261H160L161 263H155V264H176V263H178V264H182L183 261L185 260ZM16 259H17V258H16ZM58 259H57V261H59L58 263H60L61 260H58ZM133 259H132V260H133ZM145 259H146V258H145ZM192 259L195 260V256H194V258H192ZM198 259H199V258H198ZM203 259H204V258H203ZM209 259H210V257L207 259V261H208ZM212 259H213V258H212ZM49 260H50V259H49ZM132 260H131V261H132ZM135 260H136V258H135ZM204 260H205V259H204ZM215 260H216V259H215ZM19 261H20V260H19ZM19 261H18V262H19ZM25 261H27L26 258H25ZM37 261H38V260H37ZM45 261H47V260L44 259V262H45ZM54 261L56 262V260H54ZM54 261H53V262H54ZM62 261H63V260H62ZM64 261H65V260H64ZM200 261H202V259H201ZM14 262H16V260H15ZM23 262H24V259H23V261H22L21 263H23ZM28 262H29V261H28ZM28 262H26V263L28 264ZM47 262H48V261H47ZM51 262H52V261H51ZM133 262H134V261H133ZM138 262H139V261H138ZM138 262H137V263H138ZM211 262H212V261H211ZM26 263L24 262V264H26ZM30 263H31V262H30ZM33 263L36 264V262H32L31 264H33ZM38 263H39V262H38ZM56 263H57V262H56ZM62 263H64V262H62ZM65 263H66V262H65ZM199 263H200V262H199ZM234 263H235V264H241V262H240L239 260L235 261ZM39 264H41V262H40ZM46 264H47V263H46ZM48 264H49V263H48ZM54 264H55V263H54ZM128 264H131V263H128ZM132 264H133V263H132ZM134 264H136V263H134ZM147 264H153V262H148ZM197 264H198V263H197ZM207 264H208V263H207ZM209 264H210V261H209ZM213 264H214V262H213Z\"/></svg>","mask_w":264,"mask_h":264},{"label":"clouds","instance_id":"9594fccd","mask_svg":"<svg viewBox=\"0 0 264 264\" xmlns=\"http://www.w3.org/2000/svg\"><path fill=\"white\" fill-rule=\"evenodd\" d=\"M101 66L86 68L81 73V103L84 110L97 108L102 122L107 115L124 116L130 113L136 103V86L123 79L111 78L100 83Z\"/></svg>","mask_w":264,"mask_h":264}]
</instances>
